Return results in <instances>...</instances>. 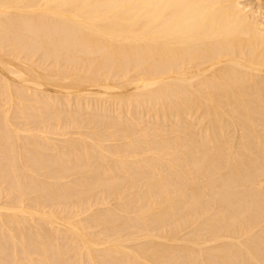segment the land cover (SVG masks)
<instances>
[{"label": "bare ground", "instance_id": "6f19581e", "mask_svg": "<svg viewBox=\"0 0 264 264\" xmlns=\"http://www.w3.org/2000/svg\"><path fill=\"white\" fill-rule=\"evenodd\" d=\"M0 264H264V0H0Z\"/></svg>", "mask_w": 264, "mask_h": 264}]
</instances>
